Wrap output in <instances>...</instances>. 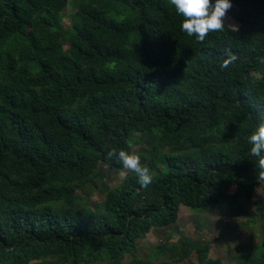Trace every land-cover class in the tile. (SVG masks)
Segmentation results:
<instances>
[{"label": "trees", "instance_id": "1", "mask_svg": "<svg viewBox=\"0 0 264 264\" xmlns=\"http://www.w3.org/2000/svg\"><path fill=\"white\" fill-rule=\"evenodd\" d=\"M70 1L0 0V264H156L139 242L180 207L236 206L260 183L248 137L264 118V0H231L238 30L203 42L170 0H78L67 27ZM129 144L151 184L128 172L89 206L102 167L121 175L107 151ZM209 249L182 237L159 251L222 264ZM237 264H264V237Z\"/></svg>", "mask_w": 264, "mask_h": 264}, {"label": "rangeland", "instance_id": "2", "mask_svg": "<svg viewBox=\"0 0 264 264\" xmlns=\"http://www.w3.org/2000/svg\"><path fill=\"white\" fill-rule=\"evenodd\" d=\"M77 9L78 0H71L63 19L65 26L68 27L72 24ZM234 9L232 5V8L227 12L225 23L234 25L238 29L239 23L234 18ZM63 47L67 49L68 45L64 44ZM101 172L107 177L100 176L81 194L91 207L102 202L106 196L107 186L114 188L123 179L119 174L107 172L104 167ZM258 199H264V180L262 179L252 196L242 200L236 206L224 205L204 213L180 207L178 222L166 229H152L146 238L139 242L137 256L140 261L145 263L153 261L156 264H198L196 253L181 263H173L170 256L160 254L161 245L176 244L184 237L207 243L210 247L208 253L210 259L217 260L222 264H237L240 246L245 243L258 245L264 237V210L258 212L254 204V201ZM58 263L56 260H50L31 264Z\"/></svg>", "mask_w": 264, "mask_h": 264}, {"label": "clouds", "instance_id": "3", "mask_svg": "<svg viewBox=\"0 0 264 264\" xmlns=\"http://www.w3.org/2000/svg\"><path fill=\"white\" fill-rule=\"evenodd\" d=\"M175 6L177 14L183 17L181 30L189 37H195L197 41L203 42L210 33L224 31L225 26L238 30L234 25L225 23L227 12L232 8L231 0H170ZM236 59V56L229 52L228 58L221 65L227 68ZM264 63V58H261ZM251 145L252 155L259 157V168L264 169V118H261L256 128L248 137ZM129 151L124 149H109L106 153V160H116L122 165L121 176L128 172L134 173L142 187H147L153 180L151 169L143 163L141 155L129 144ZM260 179L264 180V171L260 172Z\"/></svg>", "mask_w": 264, "mask_h": 264}]
</instances>
